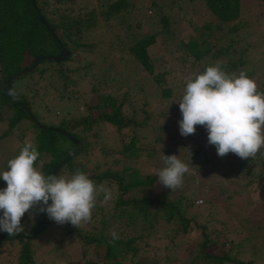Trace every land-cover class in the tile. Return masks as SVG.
<instances>
[{"label": "trees", "instance_id": "trees-1", "mask_svg": "<svg viewBox=\"0 0 264 264\" xmlns=\"http://www.w3.org/2000/svg\"><path fill=\"white\" fill-rule=\"evenodd\" d=\"M200 1L216 21L207 22L199 28L189 16L185 24L193 28L196 37L188 36L179 43L186 51L184 58L190 57L195 66L193 73L219 63L226 72L238 74L240 71L237 68L245 63L243 55L247 46L235 49L233 44L245 39V33L251 30L248 21H243L239 15V0ZM128 5L131 6L126 0L104 3L101 10L104 23L108 24L114 15ZM154 5L151 0L149 6ZM158 20L160 31L167 33L170 24L167 17L161 14ZM95 25L94 7L85 9L77 6L75 0H0V107L8 111L6 129L2 130L1 135L17 127L16 136L22 140V134L27 130L22 120L28 119L32 131L27 133L26 141L19 145L21 147L29 140L34 143L40 152L36 164L44 174L70 177L80 170L97 185H103L106 191L111 192V199L104 200L103 194L97 198L86 228L65 223L66 231L78 244L82 263L135 264L138 253L148 246L150 237L156 236L166 239L170 244H180L190 232L198 230L199 238L191 243L193 246L187 247L189 258L184 264H251V259L237 257L241 244H230L228 239L220 237L221 230L211 228L207 221L195 222L194 215L187 214L194 205L186 197L180 195L170 199L165 194H132V189H140L151 181V176L143 179L138 177L136 170L129 165L141 148L137 129L153 122L151 127L160 131L165 129L163 125L167 122L171 130L180 134L178 121L182 115L177 101L184 84L181 85L182 91L173 95L165 79L168 70L158 69L155 65L156 59L152 58L148 48L158 42L157 31L132 37L131 42L124 45L139 75L152 82L155 91L153 99L139 100L134 88L142 92V86L136 81L135 87L130 90L116 89L113 94L108 92L103 88L105 84H102L105 83L103 79H108L106 73L101 75L102 79L97 80L95 77L96 83L93 84L91 78H87L90 62H78L73 56L76 54L78 57L83 49L86 50L84 46L87 44L82 42L81 34ZM211 25L218 31L224 27L222 35L225 41L218 44L206 40L212 33ZM60 48L65 49L67 55L61 60L53 59ZM38 56L43 58L27 68ZM221 58H224L223 61H219ZM245 72L249 78L254 77L251 70ZM12 74L16 75L6 85V79ZM78 80L90 84L86 88L88 95H92L89 103L84 104V114L77 108L82 97V93L76 89ZM257 88L264 93V78L259 80ZM9 92L13 94L9 95ZM155 101L161 109L149 108ZM106 126L110 127L108 133L104 131ZM95 129L106 134L101 136V132L98 134ZM65 134L75 142V150L67 158L65 156L71 151L73 143ZM187 137H197L200 145L191 152L202 158L193 168H206L218 174V179H225L216 184L225 198H230L231 193L226 191L220 181H228L233 185L241 182L250 186L251 190L256 191L259 187L264 192V148L254 158H232L230 153L221 157L217 155L215 146L207 143V131L203 126H196L195 134ZM98 138L108 146H93ZM159 139L156 134L152 136L154 142ZM164 151L169 155L167 148ZM214 159L221 163L216 170H213L211 162ZM230 174H235L236 178L229 177ZM4 187L6 182L1 189ZM209 203L205 199L204 204L197 206V209H208L206 204ZM33 210L37 215L29 227L31 233L16 237L23 240V245L18 248L14 260L7 264H32L34 247L31 248L25 241L40 232L49 220L46 216L42 221L41 217L46 213ZM113 231L118 235L115 241H112ZM12 238L7 233L0 234V240ZM217 246L220 251H216ZM89 247L102 250L100 263L83 259ZM167 248L165 245L164 250ZM168 255L165 252L163 258L168 260Z\"/></svg>", "mask_w": 264, "mask_h": 264}, {"label": "rangeland", "instance_id": "rangeland-1", "mask_svg": "<svg viewBox=\"0 0 264 264\" xmlns=\"http://www.w3.org/2000/svg\"><path fill=\"white\" fill-rule=\"evenodd\" d=\"M108 1L111 0H75L77 6L85 9L91 6L95 10L96 25L81 34L82 42L87 44L86 47L84 46L86 50L82 48L83 52L80 53V56L77 57L76 54L73 56L78 62H90L87 78H91L93 83L95 77L97 80L102 79L101 75L106 73L108 79H103L105 82L102 83L105 84L103 88L112 94L116 92V89L117 91L128 88L130 90L135 87L136 81L142 86V92L138 91V88H134V93L139 100L153 99L155 91L152 82L149 78H143L142 75H139L135 63L124 50V45L129 44L133 39L132 37L157 31L159 32L158 42L151 45L148 51L152 58L156 59L154 63L159 67L158 69L168 70L165 79L167 85L172 88L173 95L180 93L182 91L181 85L195 70L190 57L184 58L186 51L179 45L188 36L196 37L193 28L185 23L190 16L193 23L202 28L203 24L207 22H215L214 17L209 14L200 0H153L155 3L153 7L149 6L151 0H126L131 6L128 5L123 8L109 20L108 24H105L101 18V10L104 3ZM239 2V15L243 21H248V26H250L248 28L251 30H248V34L245 33L247 36L242 35V37L246 36L245 39H240L233 44L235 49L247 46L243 55L244 66L237 69L238 71L251 70L254 75L252 79L258 86L259 80L264 78V0H239ZM161 14H164L170 23L167 33L160 31L158 17ZM222 31H224V27L218 31L214 25H211L212 33L206 40L211 43H222L225 41ZM216 37L217 39H215ZM115 50H119V52L116 53ZM223 59L221 58L219 61H223ZM76 85L77 92L82 93L77 108L81 114H84V104L89 103L92 96L91 94L88 95V88H86L90 84L78 80ZM152 104L153 106L149 107L152 110L162 108L156 101ZM7 115L8 111L0 107V167L18 153L20 142L26 141L27 133L32 131L29 120L23 119L22 123L27 126V130L23 132L22 140L16 136L17 127L1 135L2 130L6 129ZM137 117L140 118V115ZM152 124L154 123L151 122V125L138 127L137 133L141 148L129 164L136 170L138 177L143 179L151 176V181L147 185H142L140 189H138L139 187L132 189V194H147L149 196L165 194L170 199H176L180 195L186 197L194 205L193 208L188 209L187 214L194 215L195 222L207 221L211 228L222 231L221 238L225 237L230 244H241L242 248L237 253V257L243 260L251 259V264H264V228L262 227L264 222V192L260 191L259 187L256 191L251 190L250 186L243 185L241 182L233 185L228 181H220L226 191L231 193L230 198H225L224 193H220V187L218 188L216 185L219 180L225 179H218V174L211 170L208 171L206 168L203 169L202 167L198 170L193 168L202 159L191 154L193 150L200 147L198 138L190 139L182 136L177 131L171 130V126L167 122L163 125L165 129L160 131L153 129ZM95 130L98 134L101 132L98 129ZM104 131L108 133L110 127H104ZM106 133L101 132L100 134L102 136ZM155 134L160 139L154 142L152 136ZM100 141L99 138L98 141L95 139L93 146L97 147L98 144L108 146L106 142ZM182 145L184 148H181ZM166 148L169 150V155H177L189 167V172L185 174L182 186L175 190L160 184L158 176L154 174L162 167L161 156L162 154L167 155L164 151ZM186 153L187 155L184 156ZM236 156L230 152V157L236 158ZM90 158H93L92 155ZM211 162L213 170L221 165L216 159ZM36 166L38 167V164ZM229 177L236 178L235 174H230ZM3 184L5 181L0 179V189ZM205 199L210 202L206 204L208 209H197V206L204 204ZM32 213L31 218L29 213H25L21 219V223L25 227L24 232L12 236V239L0 240V264H7L8 261L14 260L15 253L23 245V240H18L16 237L26 232L31 233L28 230L37 215L34 210ZM44 216L41 218L43 219ZM86 225L87 223L80 227L86 228ZM129 231L135 232L136 230ZM0 234H6V232L0 231ZM198 238V230L190 232L180 244H173L172 242L170 244L166 239L156 236L150 237L148 246L138 253L135 264H184L189 258L187 247L193 246L191 243L196 242ZM25 243L29 244L31 248L34 247L32 264H83L78 252V244L74 237L66 231L65 223L57 224L49 219L43 229L34 237L26 240ZM165 245L168 246L167 250H164ZM216 251H220L218 246ZM165 252L169 254L168 260L163 258ZM101 256L102 250L100 248L89 247L83 259L100 263Z\"/></svg>", "mask_w": 264, "mask_h": 264}, {"label": "clouds", "instance_id": "clouds-1", "mask_svg": "<svg viewBox=\"0 0 264 264\" xmlns=\"http://www.w3.org/2000/svg\"><path fill=\"white\" fill-rule=\"evenodd\" d=\"M177 102L182 115L180 134L193 135L196 126H203L207 143L215 146L218 156L231 152L249 159L264 148V93L245 71L230 74L219 63L206 66L185 80ZM39 157L29 140L0 167V179L6 182L0 189V231L9 236L25 231L21 219L25 213L31 218L33 209L57 224L71 223L78 228L91 221L101 194L104 200L111 199L110 191L80 170L70 177L44 174L36 166ZM161 161L162 167L154 173L159 183L171 190L180 188L188 165L177 155L162 154ZM111 235L112 241L118 239L115 231Z\"/></svg>", "mask_w": 264, "mask_h": 264}, {"label": "water", "instance_id": "water-1", "mask_svg": "<svg viewBox=\"0 0 264 264\" xmlns=\"http://www.w3.org/2000/svg\"><path fill=\"white\" fill-rule=\"evenodd\" d=\"M39 21L41 22V23H43V21H42V19L41 18H39ZM45 28H47V26H45ZM51 35L53 36V34L51 33ZM67 55V51L65 50V49H63V48H60V50H59V53L56 55V56H54L53 57V59H56V60H61V59H63L65 56ZM43 57H35L32 61H31V63L29 64V66L27 67V68H30L33 64H35L36 62H38L39 60H41ZM44 58H46V57H44ZM16 74H12V75H10L7 79H6V85H7V83H8V81H9V79H11V78H13L14 76H15ZM36 125H38L40 128H43V126H41V125H39V124H37L36 123ZM54 131H56V132H59V133H61L58 129H53ZM63 134V133H62ZM65 136H68L67 134H65ZM69 137V136H68ZM69 139L72 141V143H73V147H72V149H71V151L65 156V158H67V157H69L70 155H71V153L75 150V142L73 141V139H71V137H69ZM64 158V159H65ZM56 167V166H55ZM46 216H47V214H45V216L43 217V219H42V221L46 218ZM41 221V222H42Z\"/></svg>", "mask_w": 264, "mask_h": 264}, {"label": "built area", "instance_id": "built-area-1", "mask_svg": "<svg viewBox=\"0 0 264 264\" xmlns=\"http://www.w3.org/2000/svg\"><path fill=\"white\" fill-rule=\"evenodd\" d=\"M198 202H200V200H198Z\"/></svg>", "mask_w": 264, "mask_h": 264}]
</instances>
